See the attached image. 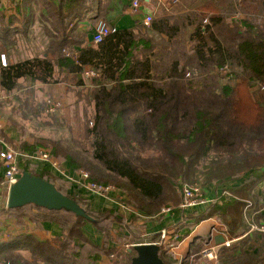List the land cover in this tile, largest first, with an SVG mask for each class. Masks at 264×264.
<instances>
[{
  "label": "trees",
  "instance_id": "1",
  "mask_svg": "<svg viewBox=\"0 0 264 264\" xmlns=\"http://www.w3.org/2000/svg\"><path fill=\"white\" fill-rule=\"evenodd\" d=\"M99 1L58 0L55 5L22 0L0 9V110L18 93L14 101L19 107L10 111L38 117L41 88L65 82L59 76L69 80L67 91L73 87L77 95H86L87 111L92 108V116L85 110L84 121L67 142L20 135L12 142L2 130L0 136L23 153L44 147L73 175L86 171L93 183L117 187L121 202L147 217L167 203L179 205L177 188L192 181L203 160L206 186L219 185L232 195L221 206L211 205L205 212L200 208L190 217L176 209L174 218L183 215L186 221L183 234L189 236L215 215L232 233L245 228L242 200L264 183V0H205L192 12L155 18L148 28L139 26L136 35L115 31L94 46L77 29L87 14L100 20L94 6ZM238 13L241 19L230 20ZM44 41L46 49L40 51ZM227 67L232 78L221 83ZM86 68L99 73L91 88L83 81ZM38 168L22 163L20 173L54 184L92 220L34 205L6 209L4 215L20 226L28 219L62 229L56 245L33 241L34 261L131 264L136 253L130 250L123 260L105 263L101 257L138 241L145 225L117 229L126 222L119 210H93L91 194L81 184L61 178L50 166ZM87 227L101 236L102 244L91 241ZM134 229L140 232L135 235ZM244 246L237 257L222 249L223 264L264 263ZM11 256L1 255L0 262L12 263ZM159 256L165 264H175L162 246Z\"/></svg>",
  "mask_w": 264,
  "mask_h": 264
},
{
  "label": "crops",
  "instance_id": "2",
  "mask_svg": "<svg viewBox=\"0 0 264 264\" xmlns=\"http://www.w3.org/2000/svg\"><path fill=\"white\" fill-rule=\"evenodd\" d=\"M22 0H0V9L10 6L14 2H19ZM46 3H54L57 4L58 0H44ZM134 0H100L99 1V7L97 8V5L95 6V9L99 15V19L105 20L110 26H112L115 31H132L135 33V35L138 33V27L143 25V19L145 15L151 14L154 19L155 18H162V17H168L173 15H180L185 14L188 12H192L196 10L204 0H181L178 6L176 7H170L169 0H140V8L138 10H134L132 7V2ZM68 8V5L64 7V10ZM94 9V8H93ZM56 11V9L54 10ZM97 15V16H98ZM95 16H91L90 14L86 15L85 21L81 22L79 24V27L77 29L78 32L84 33L86 35L87 44H91V37L94 32V27L97 22L94 18ZM38 30L42 29V26L38 27ZM40 42H42L43 37H39ZM46 49L45 41L41 43V49L40 51H44ZM90 86V85H89ZM93 85L91 84L90 87ZM1 99H4V96L1 97ZM1 114V113H0ZM1 130L4 133V135L12 142L19 141L20 137L18 138L12 134V131H9L10 129L6 128L5 130L0 128V135ZM0 146L1 150L0 152L8 146H12L9 144L8 141H5L4 138L0 136ZM38 168V171L42 170L43 167H45L42 164L36 165ZM68 170V169H67ZM60 176V175H59ZM61 177V176H60ZM62 178V177H61ZM261 186V185H260ZM255 188L251 194L250 198L244 199L245 200H251L254 203L255 211L259 214L257 215V222H260L262 219H264V189L262 187ZM206 193L211 196H216V194L220 191L219 185H209L207 188H205ZM8 196H9V189L4 185V173L0 167V258L1 255H10L12 254V263L13 264H48L45 261H39L35 262L33 259V256L31 254L30 246L33 244V241L37 240L38 242H44V241H50L53 245H56L57 240L62 235V229L55 223L42 221L39 226L35 222H30L28 219H25L24 225H21L17 223V220L14 218H7V216L4 215L7 208V202H8ZM91 198V204L92 209L95 211H105L109 209V207L115 208L116 204L118 203L120 205L115 208V210H118L123 214L126 222L120 227L116 225L115 227L123 228L122 230H127V226L129 224H134L138 226H144V231L142 232L141 236L138 237L139 240L136 241L134 244H149V243H156L159 240L160 233L164 230H166L170 237H172L175 233L179 236H182V239H179L181 244L180 248L177 250L178 253L182 254V263L181 264H195L193 262L194 259H198V264H201L200 257H197V253H199L202 249L201 246L195 245V241L199 238H206L213 233V228H220L218 226V222L214 220V216L205 219L201 223H199L192 231L191 233H196V238L190 239L189 236H186L183 234V225L186 222L183 218V215L186 217H190L189 215H192L194 213H199L200 208L203 212H205L209 206H200L198 208L189 210L187 213L182 212L183 215L181 217L176 218L175 213L176 210L170 214V215H162L160 217H156L157 215L153 217H147L144 216L138 212L131 211L125 204L121 202L119 199V195H117L114 200H110L104 197L95 196V195H89ZM222 204V203H221ZM218 205L216 207L221 206ZM198 209V210H197ZM181 211V210H180ZM34 214L37 213V211H33ZM201 213V212H200ZM6 214V213H5ZM135 217L137 219H135ZM206 220H209V223L205 226L201 227V224L203 222H207ZM244 223V221H243ZM226 225V230L228 231V239L231 240V247L222 246L218 248V254L220 257L219 264H223V258L221 257L220 253L222 249H227L229 251H232V254H234L236 257L241 252V247L245 245L243 248L247 249L248 252H253L254 254H259V260L264 261V234L259 232H250L249 226L245 223L244 229H239L235 233H232L230 231L229 225L224 223ZM90 239L93 238V229L91 227H87ZM180 232H177V231ZM221 230V228H220ZM197 231V232H196ZM140 232V231H139ZM185 235V236H183ZM215 235L220 236L222 234L221 231L219 233H215ZM153 237H156V239H153ZM101 239V237L99 238ZM248 239V244L246 240ZM182 240V241H181ZM251 242H250V241ZM92 241V239H91ZM126 244H121L119 249L125 248ZM119 246V245H118ZM127 250H129L127 246ZM261 252L259 253V251ZM168 252V251H167ZM176 252V253H177ZM168 255H170L175 264H180V261L177 260V258L173 255H171L170 252H168ZM193 255H195L193 257ZM179 256V255H178ZM179 256V257H180ZM184 256V257H183ZM193 257V258H192ZM103 262H107V258L105 256L101 257ZM205 260V259H204ZM10 263V264H12ZM211 264V263H209ZM264 264V263H263Z\"/></svg>",
  "mask_w": 264,
  "mask_h": 264
},
{
  "label": "built area",
  "instance_id": "3",
  "mask_svg": "<svg viewBox=\"0 0 264 264\" xmlns=\"http://www.w3.org/2000/svg\"><path fill=\"white\" fill-rule=\"evenodd\" d=\"M181 0H169L170 7H176L179 5ZM140 0H134L132 2V7L134 10H138L140 8ZM154 17L151 14L145 15L143 19V25L145 27L151 26ZM115 29L110 26L104 20H98L94 27V32L91 37V44L98 45L102 43L105 39H107ZM2 62L5 64V57L2 56ZM84 77L88 80H92L93 78H98L99 73L91 68H86L84 70ZM58 106L51 107L47 111V113H54L58 110ZM22 163L39 165L42 164L44 166H50L51 170L56 172L62 178L67 179L73 183L81 184L86 191H88L91 195L104 197L110 200H114L116 197V188L110 185H101L97 183H93L89 180V174L85 171H81L77 175H73L68 170L62 167L59 160H54L51 156V152L45 149H38L35 152L31 153H23L18 150L10 148V146L5 147L0 152V167L4 173V185L10 189L20 178V165ZM201 180V179H200ZM203 182V180L201 181ZM264 189V183L260 186ZM180 194V203L177 208L174 207H166L159 212L156 217H160L162 215H170L176 209L181 210L183 212H188L189 210L198 208L200 206H211V205H220L224 197L231 196L229 190L224 189L220 186V191L216 194V196H211L206 193L205 188H201L199 186L185 185L179 192ZM259 213L255 211L254 203L251 200H245V206L243 208V221L246 225L249 226L250 232H259L264 234V219L260 222H257V215ZM218 222V226L221 228H213L215 233L222 232L224 243L220 245H215L214 239L217 235L213 233L212 235L206 238H199L195 241V245H199L202 247L201 251L195 255L200 257L201 259L207 260L211 264H219L220 257L218 254V248L222 246L231 247V240L226 238L228 237V231L226 230V225L221 222L218 215L213 218ZM150 244V243H149ZM160 247H164L171 255L175 256L177 250L180 248V240L179 236L175 233L172 237L169 236L168 232L163 230L160 233L159 240L155 243ZM135 245V244H133ZM132 245V247H133ZM193 255V257L195 256ZM192 257V258H193ZM182 263V259H177ZM195 264H198V259H192Z\"/></svg>",
  "mask_w": 264,
  "mask_h": 264
},
{
  "label": "rangeland",
  "instance_id": "4",
  "mask_svg": "<svg viewBox=\"0 0 264 264\" xmlns=\"http://www.w3.org/2000/svg\"><path fill=\"white\" fill-rule=\"evenodd\" d=\"M205 1V0H204ZM241 14H234L230 18V20L235 19H241ZM145 27V26H144ZM148 28V27H146ZM38 29V28H37ZM244 29V27H243ZM35 30H32L34 32ZM39 31V30H37ZM37 37V35H34ZM227 71L224 72V74H220L221 76V83H225L228 79L232 78L231 74V68L227 67ZM60 80H65V82L56 84L55 86H43L40 90V94L38 95L37 99L40 101L37 109L41 111L40 115L38 117H35L31 115L28 111L23 115L24 112L18 111H10V108L14 106L15 109H18V105L16 100L14 101V97L18 94H14L13 100L11 102L5 103V106L3 109L0 110V128L3 127L5 130L6 128L10 129L9 131H12V134H14L17 138L18 136H22L24 139H30L34 140L35 138L40 139H52V140H62L63 142L70 141L73 136L76 135L77 132V126L79 123L84 121V113H85V94L83 95H77L72 87V92L67 91L66 87L69 84L68 79H62V76H59ZM82 79V78H81ZM84 84L91 88V80L83 79ZM90 85V86H89ZM83 90V89H82ZM21 95H23L21 93ZM11 103V104H9ZM58 106V110L54 113H47L49 108ZM87 111V110H86ZM87 112H90V115L92 116V108H89ZM61 122V123H60ZM60 123V124H59ZM13 126H16L17 129H15ZM10 148L15 149L13 146H10ZM44 148V147H39ZM46 149V148H44ZM17 150V149H15ZM19 151V150H18ZM62 160V158H61ZM63 161V160H62ZM204 161H200L196 165V174L193 177L191 182L183 183L180 187L177 188V194L180 197L179 192L185 185H194L199 186L201 188H207L206 186V180H204V176L206 177V170L208 167L206 166L207 163H203ZM207 167V168H206ZM202 171L204 172L203 178L201 177ZM86 172V171H85ZM201 179V180H200ZM203 180V182H201ZM216 185V184H211ZM113 186V185H110ZM115 187V186H114ZM116 188V194L119 193V190ZM118 205H120L118 203ZM116 204L115 208L118 206ZM174 207L177 208V206H174L172 203H167L165 206L162 207ZM161 209V210H162ZM119 210V208H118ZM160 210V212H161ZM216 216V215H215ZM221 222L225 223V221L222 219L220 215H218ZM207 222H203L200 226L203 227L206 224L209 223V220H206ZM244 229V228H242ZM197 232V231H196ZM135 235L139 233V230L134 229ZM93 238L92 242L97 244H102V238L99 239L101 236H99L96 232L92 235ZM189 238L192 240L196 238V233H191ZM139 239V238H138ZM136 243L135 241H132L129 243V241L125 245V248H121L117 251V253H112L108 256H105L107 258V263L111 260L115 259H121L125 258V251H127V246L129 249L132 248V245ZM179 252V251H178ZM175 255L177 259H180L182 254L178 253ZM120 254V255H119ZM180 257H179V256ZM184 257V256H183ZM182 259V258H181ZM0 264H3V262H0Z\"/></svg>",
  "mask_w": 264,
  "mask_h": 264
},
{
  "label": "water",
  "instance_id": "5",
  "mask_svg": "<svg viewBox=\"0 0 264 264\" xmlns=\"http://www.w3.org/2000/svg\"><path fill=\"white\" fill-rule=\"evenodd\" d=\"M27 205H34L48 211L64 210L77 217L92 220L73 199L59 192L54 184L23 172L19 180L9 189L7 208L13 210ZM214 242L215 245L223 244L224 238L216 236ZM129 250L136 253L131 264H165L159 256L161 247L155 243L135 244ZM201 264H209V262L202 260Z\"/></svg>",
  "mask_w": 264,
  "mask_h": 264
}]
</instances>
